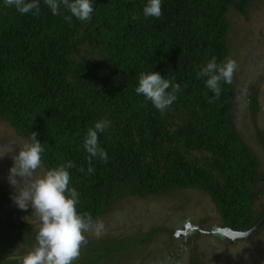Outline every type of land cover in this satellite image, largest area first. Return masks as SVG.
I'll use <instances>...</instances> for the list:
<instances>
[{
	"label": "trees",
	"instance_id": "trees-1",
	"mask_svg": "<svg viewBox=\"0 0 264 264\" xmlns=\"http://www.w3.org/2000/svg\"><path fill=\"white\" fill-rule=\"evenodd\" d=\"M250 1L162 0L155 18L143 14L148 0H92L91 21H80L63 6L53 14L43 0L38 15L0 0V121L28 143L38 133L45 172L75 164L69 187L79 193L78 213L94 221L124 198L193 188L215 203L222 227L254 228L264 215L253 208L262 194L254 192L258 160L237 131L233 83L221 82L217 99L207 77L197 76L212 58L228 60L229 7L248 19ZM152 71L180 85L163 113L135 91L140 74ZM100 120L110 122L99 134L107 162L84 149L88 129ZM10 197L0 184V212ZM30 213L19 208L0 219V264H22L37 246ZM160 230L90 239L73 264L138 255ZM260 233L264 225L253 237ZM189 264L205 263L192 250Z\"/></svg>",
	"mask_w": 264,
	"mask_h": 264
},
{
	"label": "rangeland",
	"instance_id": "rangeland-1",
	"mask_svg": "<svg viewBox=\"0 0 264 264\" xmlns=\"http://www.w3.org/2000/svg\"><path fill=\"white\" fill-rule=\"evenodd\" d=\"M227 16L230 24L227 34L229 58L237 62L232 82L236 84L239 80L238 83L241 84L252 79L259 69L264 70V0L249 2L248 19L233 4L229 7ZM244 114V111H233V118L239 124V135L248 144L253 145L256 140L255 130L249 117L246 119ZM259 121L263 127L264 114ZM8 142L17 146L16 154L19 153V148L28 143L8 123L0 121V143ZM13 165L11 155L0 158V184H6L11 189L10 200L0 212V219L8 212L19 209L12 199L16 190L8 181L9 170ZM44 173L46 172L41 166L38 174ZM254 192L264 193L263 180ZM263 205L264 194L254 203L256 214L260 213ZM26 220L35 228L41 226L40 220L32 213ZM99 220L106 225L104 232L99 237L86 233L88 240L110 236L136 237L161 228L155 242L142 252L125 258L122 256L123 259L112 261L114 264H189L192 250L198 252L205 264H264V233L254 238L228 240L196 230L197 227L206 231L214 230L223 225L217 206L200 189H174L166 194L148 198L130 196L118 201L117 205ZM173 229L176 231L172 236L170 230ZM197 232L200 234L197 235Z\"/></svg>",
	"mask_w": 264,
	"mask_h": 264
},
{
	"label": "clouds",
	"instance_id": "clouds-1",
	"mask_svg": "<svg viewBox=\"0 0 264 264\" xmlns=\"http://www.w3.org/2000/svg\"><path fill=\"white\" fill-rule=\"evenodd\" d=\"M53 14H59L61 6L80 21H91L94 11L92 0H43ZM7 6L15 7L21 14L38 15L41 0H5ZM145 17L159 18L162 15V0H148L144 7ZM71 19V17H68ZM237 69V62L229 58L217 63L212 58L206 66L197 72L198 77H207L206 86L219 98L221 82L231 84ZM170 89V91H169ZM136 93L144 95L161 113L165 112L177 100L179 84H173L160 73H141ZM110 126V122L100 120L89 128L84 138V149L90 157H98L107 162V152L100 147L99 134ZM38 133L31 132V143L19 148L12 142L0 143V158L11 155L14 165L9 170L8 181L16 190L12 196L14 203L22 210L31 208L41 226L36 240L37 246L23 258L22 264H73L86 245V233L99 237L106 225L101 220L93 221L89 214L81 215L77 211L79 193L70 188L69 168L75 164L69 161L58 168L38 174L42 166L44 148L37 140ZM91 170V169H90Z\"/></svg>",
	"mask_w": 264,
	"mask_h": 264
},
{
	"label": "flooded vegetation",
	"instance_id": "flooded-vegetation-1",
	"mask_svg": "<svg viewBox=\"0 0 264 264\" xmlns=\"http://www.w3.org/2000/svg\"><path fill=\"white\" fill-rule=\"evenodd\" d=\"M238 81L236 84H234L232 82L233 83V89L235 92L234 103L236 104V106L234 105V111H236V112L244 111V113H245L244 115L246 116V119H248L247 117H249V120L251 121V123L254 127L255 136H256V140H255L253 145L248 144L247 141L242 139L244 141V143L251 148L252 153L255 155V157H257V160H258V173L257 174L260 176V179L257 182V184L255 185V187H254V189H255L256 187L259 186V183L262 180L264 181V126L261 127V125L259 123L260 122L259 119L264 114V70L262 71V69H259L257 71L256 75L253 76L252 79L245 81L241 84L238 83ZM238 121L241 122V119H239ZM238 125L239 124H237V126ZM257 193H262V192H257ZM263 194L264 193L260 194L259 198H261ZM253 208H254V206H253ZM263 209H264V205L262 206L261 211ZM254 211H255V209H254ZM261 222H262L261 226H263L264 225V215L261 217L259 223H261ZM199 228L200 227H197L196 230H200V233H204V234H208V235H214V236H220L222 238L230 240L229 238L224 237L219 233H214V231L216 232L217 229H219L220 227H218L214 230H208V231L202 230ZM189 229H192V228L189 227ZM194 230L195 229H193V231ZM254 234L255 233H253L250 236V238H252ZM260 234H263V233H260ZM185 236H187V234H185Z\"/></svg>",
	"mask_w": 264,
	"mask_h": 264
},
{
	"label": "water",
	"instance_id": "water-1",
	"mask_svg": "<svg viewBox=\"0 0 264 264\" xmlns=\"http://www.w3.org/2000/svg\"><path fill=\"white\" fill-rule=\"evenodd\" d=\"M262 222L257 224L254 228L249 229L247 231H235L229 227H220L217 229V231L214 233H219L223 235L224 237H228L231 240H236L238 238H249L255 231L261 226Z\"/></svg>",
	"mask_w": 264,
	"mask_h": 264
}]
</instances>
